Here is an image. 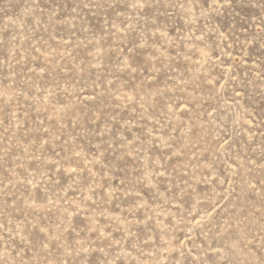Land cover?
I'll list each match as a JSON object with an SVG mask.
<instances>
[{
	"label": "rangeland",
	"instance_id": "374dc122",
	"mask_svg": "<svg viewBox=\"0 0 264 264\" xmlns=\"http://www.w3.org/2000/svg\"><path fill=\"white\" fill-rule=\"evenodd\" d=\"M0 264H264V0H0Z\"/></svg>",
	"mask_w": 264,
	"mask_h": 264
}]
</instances>
